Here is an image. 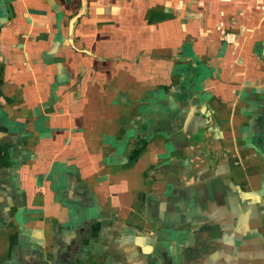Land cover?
Wrapping results in <instances>:
<instances>
[{
  "label": "crops",
  "instance_id": "1",
  "mask_svg": "<svg viewBox=\"0 0 264 264\" xmlns=\"http://www.w3.org/2000/svg\"><path fill=\"white\" fill-rule=\"evenodd\" d=\"M260 233L264 0H0V264H223Z\"/></svg>",
  "mask_w": 264,
  "mask_h": 264
},
{
  "label": "rangeland",
  "instance_id": "2",
  "mask_svg": "<svg viewBox=\"0 0 264 264\" xmlns=\"http://www.w3.org/2000/svg\"><path fill=\"white\" fill-rule=\"evenodd\" d=\"M214 205H215V203L213 202V203L209 204L208 207L209 206L210 207H213ZM262 234L263 233H260L261 236H264ZM237 239L238 240H236L235 246L229 245V247L224 250L227 253L226 254H222V258H223L222 260H224L223 264H225V262L227 264H231V262L234 259V254H237V257L235 258V261L236 262H237V259H238V255H240V260H243V261L247 260V258L243 257V254H247V252L244 250V248L246 247V245H249V247H252L253 245H263L264 246V237L262 239L258 234L253 235V236H251L249 238H247L245 236H240ZM217 241L219 242L218 239H217ZM218 245H223V244L222 243H219ZM263 246H260V247L261 248H264ZM241 247H244V248H241ZM197 250H198L197 252H199L200 255L204 256L205 260H208L209 259V256L212 254V253H210V251H208L209 249H207V248L206 249H203V247H202L200 249L197 248ZM187 254L189 255L188 252H187ZM237 263L238 264H245L244 262H237Z\"/></svg>",
  "mask_w": 264,
  "mask_h": 264
}]
</instances>
